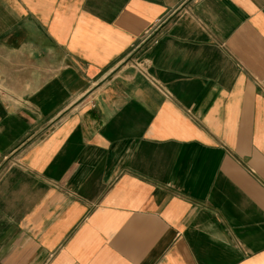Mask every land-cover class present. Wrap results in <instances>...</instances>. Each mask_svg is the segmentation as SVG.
I'll use <instances>...</instances> for the list:
<instances>
[{
    "label": "crops",
    "instance_id": "1",
    "mask_svg": "<svg viewBox=\"0 0 264 264\" xmlns=\"http://www.w3.org/2000/svg\"><path fill=\"white\" fill-rule=\"evenodd\" d=\"M0 56V264H264V0H0Z\"/></svg>",
    "mask_w": 264,
    "mask_h": 264
},
{
    "label": "rangeland",
    "instance_id": "2",
    "mask_svg": "<svg viewBox=\"0 0 264 264\" xmlns=\"http://www.w3.org/2000/svg\"><path fill=\"white\" fill-rule=\"evenodd\" d=\"M151 35H152V33H151ZM144 38H146V36ZM0 58H2V57L0 56ZM1 66L7 67L6 70L9 71V73H7V74L17 75L16 72H18V70H17L16 65L13 67V65L0 64V67ZM26 82L27 81L19 80V79H13L12 81H8V80L4 81L3 79H0V90H3L4 88L5 89L11 88L14 91H16V90L19 91V88L25 87Z\"/></svg>",
    "mask_w": 264,
    "mask_h": 264
},
{
    "label": "built area",
    "instance_id": "3",
    "mask_svg": "<svg viewBox=\"0 0 264 264\" xmlns=\"http://www.w3.org/2000/svg\"><path fill=\"white\" fill-rule=\"evenodd\" d=\"M151 37H152L151 33H148V34L146 35V38H144V41H146L147 39H149V38H151Z\"/></svg>",
    "mask_w": 264,
    "mask_h": 264
}]
</instances>
